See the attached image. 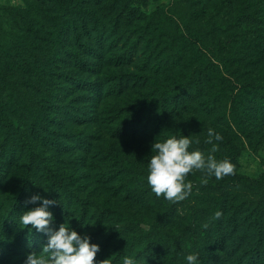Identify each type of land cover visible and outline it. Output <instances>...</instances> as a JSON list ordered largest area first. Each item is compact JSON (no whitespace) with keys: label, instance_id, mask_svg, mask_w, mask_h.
Returning a JSON list of instances; mask_svg holds the SVG:
<instances>
[{"label":"trees","instance_id":"16d2710c","mask_svg":"<svg viewBox=\"0 0 264 264\" xmlns=\"http://www.w3.org/2000/svg\"><path fill=\"white\" fill-rule=\"evenodd\" d=\"M23 2L25 39L0 40V183L9 170L18 171L17 178L9 177L12 193L0 199V231L19 247L15 256L39 253L47 244L45 233L24 228L20 219L47 199L56 202L47 207L50 227L55 231L65 224L88 236L101 249L95 264L105 259L123 264L126 256L135 264H187L189 254H197V264H211L218 254L232 264H264V175L253 179L236 171L245 144L256 150L264 142V0ZM21 57L32 59L34 67L15 69ZM67 58L70 73H61ZM59 79L69 84L70 96L74 90L91 94L77 99L83 107L123 99L104 114L121 120L110 134L132 153L115 158L113 177L106 182H123L128 202L154 217L95 206L47 159L45 152L62 156L74 148L88 150L74 133L70 145L61 138L69 135L59 131L61 114L71 123L87 115L59 107ZM209 129L223 137L213 140L219 149L213 155L231 161L235 174L213 176L193 188L183 202L194 204L187 216L196 223L175 221L170 213L179 203L157 197L147 184L152 145L189 136V150L207 156ZM202 175L194 171L186 182ZM34 195L41 200L30 203ZM216 211L223 215L213 220ZM123 221L127 225L118 232L114 226ZM249 229L254 240L240 254ZM8 260L0 255V264Z\"/></svg>","mask_w":264,"mask_h":264},{"label":"rangeland","instance_id":"374dc122","mask_svg":"<svg viewBox=\"0 0 264 264\" xmlns=\"http://www.w3.org/2000/svg\"><path fill=\"white\" fill-rule=\"evenodd\" d=\"M160 3L166 5L172 2V0H158ZM23 9H25V4L23 0H0V40L3 37H10L13 41L23 42L25 39V28L22 20ZM20 49L23 46L20 45ZM70 51V48H68ZM18 60L15 58L14 62ZM19 63H13L15 69L21 68L27 69V66L31 63V67H34V62L32 59H27L21 57ZM61 73H70V60L64 61L60 66ZM66 79V78H65ZM55 86L58 89V105L61 108L67 109L68 112L73 111L72 115L80 114L85 111L87 116H84L85 120L83 122L77 121L71 123L69 118L65 119V115L61 114L59 116V121L61 126L59 128L60 133H67L69 135L62 136L64 141H72L71 133L76 134L75 137L81 138L88 147L87 151L74 148L72 152H65V155H56L45 152L47 159L55 166L57 173L64 175L68 178L71 188L76 189V194H78L83 199H88L95 206L101 207L104 205H111L112 208L118 209L122 212L134 211L143 217H154L155 214L151 211H145L144 209H138L135 204L128 202L127 200V190L123 182H117L114 184L107 183L108 177H113L112 172L115 171V158H121L122 156H128L132 153V149L129 148L125 141L119 140L117 137H113L110 131L113 127L118 125L119 118H116L115 114L105 115L104 113L108 109L115 110L118 108L117 104H122L123 99H106L100 100L96 107L85 106L83 103H79L77 99L80 95L87 97L91 95L88 92L79 93L74 90V95L70 96V88H67L69 84H64L63 80H56ZM70 99L75 102L70 104ZM92 101H89V103ZM95 103H93L94 105ZM75 107V109H73ZM80 109V110H79ZM90 110L96 111L95 114ZM83 116V115H82ZM96 116V119L93 117ZM111 122H107L110 117ZM121 121V120H119ZM243 149V148H242ZM102 159V160H101ZM6 173V180L0 183V199L4 197L5 194L12 193L13 182L9 177L18 176V171L13 173ZM236 171L243 176L257 179L264 175V142L259 145L256 150H253L245 144L244 150L241 153L240 158L237 161ZM195 177V176H194ZM192 175L190 176V179ZM201 178L198 181H190L193 188L199 187ZM114 187V190H109L107 187ZM192 188V190H193ZM190 196V195H189ZM188 196V197H189ZM184 201V200H183ZM183 201L178 202L179 205L173 208L170 215L175 221L190 222L191 224L196 223V220L189 219L188 213H191L193 203H184ZM181 203V204H180ZM193 204V205H192ZM139 211V212H138ZM104 223L103 225H105ZM126 223L116 222L114 229L118 232L126 227ZM93 231L91 228L87 229L86 232L90 233ZM244 243L240 247L239 253L248 251L250 247V242L254 240L252 230H247L244 235ZM110 244L113 242H109ZM263 245L260 255H264V237L261 243ZM7 248V249H5ZM17 249L19 247L15 245L12 240L9 239L2 231H0V255L8 258V264H25L28 256V252L23 256H15ZM28 249V248H27ZM110 248L105 250L103 256L111 252ZM101 250V249H100ZM219 251V250H218ZM18 259L17 262H15ZM211 264H232L231 260H223L220 254L212 256Z\"/></svg>","mask_w":264,"mask_h":264},{"label":"clouds","instance_id":"9594fccd","mask_svg":"<svg viewBox=\"0 0 264 264\" xmlns=\"http://www.w3.org/2000/svg\"><path fill=\"white\" fill-rule=\"evenodd\" d=\"M222 139L223 137L214 130H208L206 143L212 144V148L207 156L201 150H189L193 143L189 136L180 138L173 136L163 142H155L151 150L154 155L150 158L146 177L151 191L157 197L163 196L166 200L177 203L191 194L193 185L190 181L186 182V178L194 171L203 173L200 181L202 184H207L209 178L213 176L221 180L225 176L234 175L235 165L231 161L227 159L217 161L213 155L219 150L213 140ZM38 200H41V197L34 195L29 202L35 203ZM54 203L56 202L43 199L42 206L21 215L24 228L31 226L48 236L47 244L39 253H29L25 264H95L96 254L100 248L97 244L90 243L88 236L82 237L65 224L55 231L50 227L53 215L47 207ZM222 215L221 211H216L212 219L218 220ZM202 227L207 229L209 224L205 223ZM197 258V254L187 255V264H197ZM100 264L111 262L110 259H105ZM123 264H135V261L126 256L123 258Z\"/></svg>","mask_w":264,"mask_h":264}]
</instances>
